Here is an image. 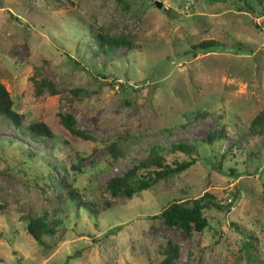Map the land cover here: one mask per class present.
Segmentation results:
<instances>
[{"label":"rangeland","instance_id":"1","mask_svg":"<svg viewBox=\"0 0 264 264\" xmlns=\"http://www.w3.org/2000/svg\"><path fill=\"white\" fill-rule=\"evenodd\" d=\"M98 34L132 47L102 51ZM211 39L223 47L192 50ZM41 80L57 93H38ZM0 83L23 127L52 132L34 141L0 116V264H158L171 246V264H264V127L248 133L264 108V0H0ZM178 142L196 149L187 170L130 198L105 190L151 146ZM68 187L100 213L75 207ZM205 193L232 207L207 212L200 233L153 218ZM32 218L55 229L44 246Z\"/></svg>","mask_w":264,"mask_h":264},{"label":"trees","instance_id":"2","mask_svg":"<svg viewBox=\"0 0 264 264\" xmlns=\"http://www.w3.org/2000/svg\"><path fill=\"white\" fill-rule=\"evenodd\" d=\"M263 0H258L262 3ZM97 42L99 48L102 51L107 52L115 47L125 46L127 48L132 47V42L122 37H111L108 34H98ZM223 47L219 41L204 40L197 44L192 45V50L207 52ZM239 50V48H236ZM35 88L38 93L43 90H47L50 95H55L57 90L51 82L41 80L35 83ZM0 116L7 117L13 124L14 128L23 135H29L34 141H38L40 138H51L52 132L49 127L43 122H34L26 127H23V117L21 114L13 110V101L4 87L0 83ZM60 123L68 130L72 135L79 137L83 140H94V137L85 133L84 131L75 127V121L70 114H59ZM264 127V108L253 119L248 129L250 136L262 134ZM225 136L224 130H210L207 136L202 139L205 144H212L213 142L220 140ZM113 156L116 157L119 153L118 150L113 147ZM196 151L193 144L187 142L172 143L170 145H153L148 151L147 155L137 163L133 164L122 175L111 178L105 185V190L113 197H126L130 198L142 190H147L152 185L156 184L160 180L167 179L171 176L179 174L189 167H191L196 161L192 154ZM178 153L191 156L189 160L179 161L177 158H173L167 162L166 157L175 156ZM234 172V171H232ZM238 176V175H237ZM51 179L52 188L62 191L61 182L53 172L49 175ZM67 197L74 202L75 207L83 208L92 215H98L100 210L86 204L79 196L78 192L68 187L66 191ZM109 203H106L105 208L109 207ZM232 204L226 203L222 205L217 202L214 197L205 193L198 199L190 201V206L183 202H173L164 208L159 214L153 216L158 219L162 224L168 227H177L181 229L187 236H190L193 232L200 233L208 225L205 214L211 210L218 212H229ZM0 205V209H1ZM26 230L28 234L36 241L37 244L44 246L42 237L44 235H53L55 229L49 226L42 218H32L27 226ZM177 256V249L174 246L169 247L165 253L164 258L158 264H171L172 260Z\"/></svg>","mask_w":264,"mask_h":264},{"label":"water","instance_id":"3","mask_svg":"<svg viewBox=\"0 0 264 264\" xmlns=\"http://www.w3.org/2000/svg\"><path fill=\"white\" fill-rule=\"evenodd\" d=\"M158 6H160V5H158Z\"/></svg>","mask_w":264,"mask_h":264}]
</instances>
